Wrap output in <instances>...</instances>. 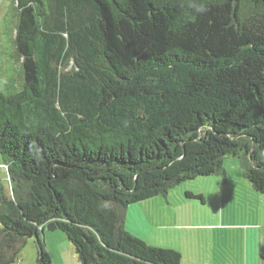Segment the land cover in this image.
Segmentation results:
<instances>
[{
    "label": "trees",
    "instance_id": "1",
    "mask_svg": "<svg viewBox=\"0 0 264 264\" xmlns=\"http://www.w3.org/2000/svg\"><path fill=\"white\" fill-rule=\"evenodd\" d=\"M14 3L0 264L30 238L52 264L45 230L81 264H180L126 230L128 206L224 174L227 158L264 195V0Z\"/></svg>",
    "mask_w": 264,
    "mask_h": 264
},
{
    "label": "rangeland",
    "instance_id": "2",
    "mask_svg": "<svg viewBox=\"0 0 264 264\" xmlns=\"http://www.w3.org/2000/svg\"><path fill=\"white\" fill-rule=\"evenodd\" d=\"M14 0H0V85L12 86L16 79L18 61L12 50L13 29L15 26ZM6 87V86H5ZM0 156V213L1 196L10 199L11 182ZM224 174L199 177L183 182L171 189L167 201L162 197L149 201L161 203L166 211H177L191 217L194 227L204 238H215L220 242V250H209L205 256L218 264H264V195L247 190L249 184L240 174V165L236 158H227L223 164ZM226 181L224 185L222 183ZM203 194L204 203L197 199L186 200L185 192ZM188 201V202H187ZM144 207H148L144 205ZM168 207V209H167ZM167 214V212H165ZM168 217V215H166ZM177 223L181 218L177 214ZM183 220V219H182ZM174 229H171V232ZM177 236L186 235L185 228L178 230ZM169 231V230H167ZM166 234V233H165ZM52 264H81L74 247L59 231L45 230L41 235ZM173 243L175 242L171 237ZM168 239L165 241L168 245ZM246 250L250 252L246 256ZM204 253V252H203ZM201 253L190 252L182 255L180 264H203ZM37 248L35 239L30 238L22 247L15 264H36Z\"/></svg>",
    "mask_w": 264,
    "mask_h": 264
},
{
    "label": "crops",
    "instance_id": "3",
    "mask_svg": "<svg viewBox=\"0 0 264 264\" xmlns=\"http://www.w3.org/2000/svg\"><path fill=\"white\" fill-rule=\"evenodd\" d=\"M186 192L194 194V192L189 190ZM186 192L184 193L186 200H193L194 198L186 197ZM199 195L203 197V194ZM167 198L168 195L163 199L167 201ZM149 200L128 206L125 217V228L130 234L142 239L149 245L175 249L180 252L181 256L185 255L186 253L188 254L191 251L195 252V254L199 252L201 253L202 250V254H200V256L202 258L203 264H218L217 259L213 260L212 258L205 256L209 250H220V242L218 240L211 238L210 241H204V238H202L200 233H198L199 229L194 227L195 225H193L191 222V217H185V214L183 213L171 211L168 209V207V210L162 211L161 208L163 209V206L161 203H156ZM166 203L168 204L166 206H169L168 201ZM201 203H204V197ZM144 205H147L148 207H144ZM165 212H167V214ZM177 214H179L181 218L180 221L184 222L177 223ZM166 215H168V217H166ZM176 227L178 230L184 227L186 235L180 234L177 236ZM171 229L174 230L171 232ZM171 236L175 241L174 243L171 239H168V237ZM167 239L168 245H166L165 242ZM249 255L250 252L246 250V256ZM246 264H254V262H246Z\"/></svg>",
    "mask_w": 264,
    "mask_h": 264
},
{
    "label": "water",
    "instance_id": "4",
    "mask_svg": "<svg viewBox=\"0 0 264 264\" xmlns=\"http://www.w3.org/2000/svg\"><path fill=\"white\" fill-rule=\"evenodd\" d=\"M6 168V167H5Z\"/></svg>",
    "mask_w": 264,
    "mask_h": 264
}]
</instances>
